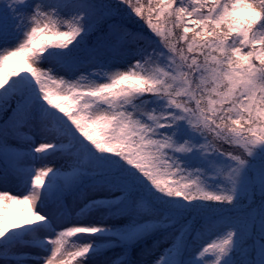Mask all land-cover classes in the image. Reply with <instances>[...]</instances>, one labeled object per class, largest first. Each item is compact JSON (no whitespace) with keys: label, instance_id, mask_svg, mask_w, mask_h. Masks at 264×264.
I'll list each match as a JSON object with an SVG mask.
<instances>
[{"label":"snow or ice","instance_id":"snow-or-ice-1","mask_svg":"<svg viewBox=\"0 0 264 264\" xmlns=\"http://www.w3.org/2000/svg\"><path fill=\"white\" fill-rule=\"evenodd\" d=\"M9 178L0 264H264V0H0Z\"/></svg>","mask_w":264,"mask_h":264},{"label":"rangeland","instance_id":"rangeland-1","mask_svg":"<svg viewBox=\"0 0 264 264\" xmlns=\"http://www.w3.org/2000/svg\"><path fill=\"white\" fill-rule=\"evenodd\" d=\"M39 142H40V137L37 135L36 143L38 144ZM49 163L54 167H59L63 163V161L58 160V159H50ZM0 190H8L10 193L16 194L18 196L23 195V191L18 189L16 181L11 178H9V180L6 182H0ZM151 245H152V240L149 239L146 242V246L150 248ZM144 247L145 245L142 244L130 250L129 259L133 261V264H151V261L155 258V255L159 254L158 252L153 255L143 254ZM120 251L121 250L119 248H116L112 251L107 252L105 254V257H112L115 254L119 253ZM105 257H100L99 259H104Z\"/></svg>","mask_w":264,"mask_h":264}]
</instances>
